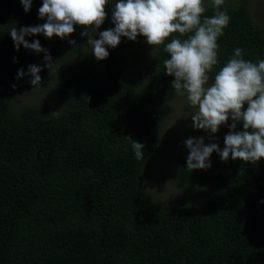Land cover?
<instances>
[{
    "label": "trees",
    "instance_id": "obj_1",
    "mask_svg": "<svg viewBox=\"0 0 264 264\" xmlns=\"http://www.w3.org/2000/svg\"><path fill=\"white\" fill-rule=\"evenodd\" d=\"M254 1L221 6L230 21L217 39L209 84L236 48L246 61L264 60ZM41 6L32 0L26 13L20 0H0V264H264V158L225 162L213 152L209 169H186L184 141L203 137L222 150L231 117L215 134L183 140L173 158L172 182L196 201L160 202L146 187V167L160 153L163 108L187 99L165 73V45L186 37L173 33L156 46L121 37L115 48L105 46L106 59L73 69L65 64L88 44L83 26L74 25L66 47L55 35L26 36L48 50V68L43 52L17 51L9 34L45 23ZM204 6L202 19L215 14L213 3ZM112 11L108 3L96 39L115 27ZM32 64L42 68L40 86L24 75L20 92L40 93L52 74L53 107L14 101L9 78ZM242 130L238 122L235 131ZM125 137L144 144V159Z\"/></svg>",
    "mask_w": 264,
    "mask_h": 264
},
{
    "label": "clouds",
    "instance_id": "obj_2",
    "mask_svg": "<svg viewBox=\"0 0 264 264\" xmlns=\"http://www.w3.org/2000/svg\"><path fill=\"white\" fill-rule=\"evenodd\" d=\"M20 2L27 13L32 0ZM224 2L213 0L215 14L202 19L206 10L203 0H118L112 11L115 27L100 32L99 39H93L92 34L106 18L105 6L109 0H42L38 16L46 18V22L19 29L14 27L9 34L17 51L23 45L37 54L43 52L48 68L53 63L48 50L38 40L29 43L26 36L43 34L47 38L55 35L63 39L75 31L74 25L83 26L85 31L80 34L89 38L88 44L97 60L106 59L109 52L105 46L115 48L121 37L135 41L138 35L143 36L151 46L165 44L173 33L186 37L173 38L165 45L170 58L164 61V67L167 75L174 76L172 87L176 92H186L190 105L197 107L191 116L192 126L215 134L229 117L232 121L222 150L217 143L205 144L203 137L184 141L189 152L186 169L190 172L207 170L211 167L213 152L225 162L230 156L232 160L241 161L264 158V60L246 61L242 58L243 50L236 48L209 84V74L218 64L217 39L230 21L227 11L221 10ZM68 43L74 45L75 40H68ZM41 71V66L32 64L27 73L20 69L17 78L30 75V84L40 86ZM245 104L247 108L242 111ZM238 122H242V131H235ZM125 138L130 142L135 158L144 159V144Z\"/></svg>",
    "mask_w": 264,
    "mask_h": 264
},
{
    "label": "rangeland",
    "instance_id": "obj_3",
    "mask_svg": "<svg viewBox=\"0 0 264 264\" xmlns=\"http://www.w3.org/2000/svg\"><path fill=\"white\" fill-rule=\"evenodd\" d=\"M237 0H225L226 3H232ZM118 0H109L110 5L114 8ZM203 3H213V0H203ZM254 20L264 26V0H255L252 3ZM96 33L92 38L96 39ZM65 41V42H63ZM55 42L66 47V38L55 37ZM90 60V61H89ZM98 61L94 56L91 45L87 44L84 49L72 57V60L65 64L67 68L79 69L83 65ZM18 73V72H17ZM17 73L13 78H9L14 89V101L17 105L37 103L46 107H53L55 104L54 97L50 88L52 84V74L47 75L50 84L37 94H21V88L26 84L24 76L17 78ZM15 86V87H13ZM197 111L196 106H191L188 99L182 97L179 100L167 103L163 108L165 114L162 123V136L160 153L153 158L146 167L145 181L150 195L160 202H172L181 204V202L196 201V196L180 189L170 177V171L173 166V158L179 150L183 140L190 136L201 134L204 130L195 129L192 126L191 116Z\"/></svg>",
    "mask_w": 264,
    "mask_h": 264
}]
</instances>
